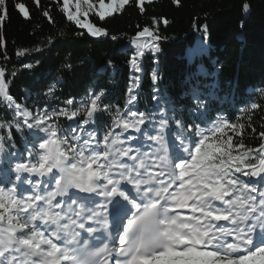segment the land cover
<instances>
[{
    "label": "snow or ice",
    "instance_id": "6c2138e0",
    "mask_svg": "<svg viewBox=\"0 0 264 264\" xmlns=\"http://www.w3.org/2000/svg\"><path fill=\"white\" fill-rule=\"evenodd\" d=\"M153 2L136 0V5L143 14L145 4ZM33 3L40 7V0ZM129 3L130 0H63L61 10L68 21L85 29L88 35L104 37L109 35L108 31L90 22L89 13L103 21L121 13ZM173 3L179 6L180 0ZM13 7L24 19H31L30 10L22 0H16ZM249 9L250 5L245 3L243 11L247 13ZM42 15L53 22L49 11H43ZM7 18V0H0V46L4 43L2 29ZM161 23L166 26L168 20L153 18L152 26L143 27L131 40L135 51L127 63L135 73L142 71L140 61L145 52L159 53V42L167 39L160 34ZM84 34L76 33L77 36ZM34 50L41 51L40 48ZM31 51L21 48L15 54L24 57ZM4 59L8 57L5 55ZM24 67L31 69L33 65ZM15 76L13 71L11 77ZM159 78L153 70V84ZM11 82L6 79V69L0 67V103L14 112V123L0 122V129L15 127L22 131L26 126L45 135L39 138V151L33 145L28 151L31 159L16 163L13 169L17 180L22 174H29L26 182L34 186L31 194L22 197L16 195L15 186L8 191L0 187V264H264V192L257 201L252 193L258 188L242 182L236 175L264 180V143L253 149L246 148L242 142L233 144L232 136L223 139L227 135L225 128L242 137L243 124L221 119L213 122L210 129L189 126V137L177 133L179 147L185 155L175 159L168 153L165 139L167 119L160 121L155 135L145 133L156 145L153 152L131 155L134 151L131 146L117 147L124 141L120 139L122 133H115V129L104 135L102 150H96L92 135L78 149L49 122L54 117L65 116L71 120L83 114L84 123H89L96 113L109 110L108 105L100 103L103 90L91 94L81 107L71 112L62 109L33 115L9 93ZM54 91L52 86L48 94ZM128 91L131 93L132 88ZM261 92L264 94V89ZM135 99L130 95L128 103ZM192 100L194 111L203 115L200 110L205 106L204 100L195 92ZM66 103L72 105L73 100ZM258 107L255 103L251 105V109ZM146 119L144 113L128 109L126 116L117 112L114 125L123 132L129 129L140 132ZM176 124L178 128L183 127L179 120ZM259 136L264 139V131ZM7 138H12L10 130ZM72 139L80 137L74 135ZM99 143L96 141L97 145ZM3 149L4 136L0 135V152ZM125 157L132 163H126ZM166 161L171 162L170 171L166 169ZM32 176L47 179L33 180ZM122 182L131 184L137 196L124 190ZM42 186H51V190L36 191ZM73 188L103 196L105 203L99 207L104 211L111 205L110 214L120 221L116 235L111 237V248L108 243L90 246L89 241L81 240L80 232L72 228L75 225L84 230L85 220L99 222L97 218L101 216L75 198L57 200V197L68 196ZM222 221L227 223L221 224ZM86 230L89 234L95 231L92 227Z\"/></svg>",
    "mask_w": 264,
    "mask_h": 264
},
{
    "label": "trees",
    "instance_id": "16d2710c",
    "mask_svg": "<svg viewBox=\"0 0 264 264\" xmlns=\"http://www.w3.org/2000/svg\"><path fill=\"white\" fill-rule=\"evenodd\" d=\"M15 2L7 0L0 67L6 69V79L12 81L9 93L16 103L33 115L62 109L71 112L81 107L91 94L104 92L100 103L108 105L109 110L96 113L89 123H84L83 114L71 120L54 117L49 122L78 149L90 135L103 145L104 135L112 129L122 133L120 139L124 144H153L145 133L155 135L162 119L168 121L165 138L171 137L175 142H180L177 133L183 137L191 134L189 126L209 129L213 122L224 119L244 125L242 137L225 128L224 140L232 136L233 144L242 142L246 148L253 149L264 143L259 136L264 131L261 92L264 89V0H180L179 6L173 0H154L145 4L143 14L136 0H130L121 13L103 21L89 13L90 22L108 31L109 35L104 37H92L68 21L61 10L63 0H40L39 8L33 0H22L30 10V20L18 14L13 7ZM245 3L250 5L247 13L243 11ZM45 10L49 11L52 23L42 15ZM153 18L168 20L166 26L159 25L160 34L167 39L159 42V53L145 52L140 61L142 71L135 73L127 63L135 51L131 40L143 27H151ZM77 32L85 34L77 36ZM21 48L32 51L17 57L15 53ZM36 48L41 51H35ZM5 55L8 59H4ZM25 64L33 67L25 68ZM153 70L160 77L155 84L151 79ZM13 71L15 77H11ZM52 86L55 91L48 94ZM194 92L204 100L205 106L200 110L203 115L194 111ZM130 95L136 98L131 104ZM69 99L73 100L72 105L66 103ZM253 103L259 107L251 109ZM128 109L147 117L140 126L142 131L123 132L115 128L117 112L126 116ZM177 120L182 128L177 127ZM0 122L14 123L13 110L3 103H0ZM9 130L11 140L7 138ZM0 135L4 136L0 187L6 188L14 180L15 164L30 160L28 151L33 145L39 151V138L45 134L25 126L22 131L15 127L0 129ZM74 135L80 139L73 140ZM236 175L242 182L258 188L255 196L259 199L264 192V180Z\"/></svg>",
    "mask_w": 264,
    "mask_h": 264
},
{
    "label": "rangeland",
    "instance_id": "374dc122",
    "mask_svg": "<svg viewBox=\"0 0 264 264\" xmlns=\"http://www.w3.org/2000/svg\"><path fill=\"white\" fill-rule=\"evenodd\" d=\"M94 2H95V0H94ZM106 2H107V1H106ZM97 7H98V5H97ZM167 143H168V142H167ZM94 146L96 147V150L99 151V149H98V145H94ZM145 148H147V147H145ZM178 150H179V151H178ZM176 151H177L178 153H181V148H180V147H177V148H176ZM28 178H29V176H28ZM30 178L32 179L33 176L30 177ZM36 180H38V179H36ZM27 184H28V183H27ZM33 187H34V186H33ZM33 187H32V188H33ZM26 188H28V186H27ZM32 188H31V189H32ZM37 189H39V188H37Z\"/></svg>",
    "mask_w": 264,
    "mask_h": 264
}]
</instances>
